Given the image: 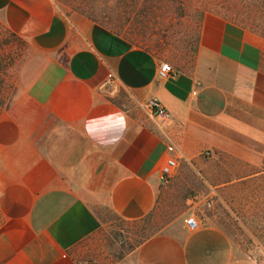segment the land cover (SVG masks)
Segmentation results:
<instances>
[{
  "label": "crops",
  "instance_id": "crops-1",
  "mask_svg": "<svg viewBox=\"0 0 264 264\" xmlns=\"http://www.w3.org/2000/svg\"><path fill=\"white\" fill-rule=\"evenodd\" d=\"M0 22L36 52L0 109V264H75L72 248L97 228L95 209L138 220L174 189L178 175L160 173L167 157L176 168L215 154L261 164L263 35L205 13L187 69L54 0H0ZM163 62L172 73L159 78ZM148 97L169 116H152ZM188 212L198 218L192 230ZM185 216L122 261L235 264L220 227L192 207Z\"/></svg>",
  "mask_w": 264,
  "mask_h": 264
},
{
  "label": "rangeland",
  "instance_id": "rangeland-1",
  "mask_svg": "<svg viewBox=\"0 0 264 264\" xmlns=\"http://www.w3.org/2000/svg\"><path fill=\"white\" fill-rule=\"evenodd\" d=\"M64 12L79 13L121 36L130 45L150 52L177 68L193 61L199 23L213 13L264 35V0H54ZM36 60L33 47L0 22V108L15 91L25 68ZM179 169V170H178ZM174 189L138 220H123L98 208L97 228L72 248L77 260L91 264H130L122 261L142 239L161 230L189 207L205 222L228 236L234 263L264 264V156L251 166L215 154L178 165ZM209 201L208 206L203 201ZM172 229V228H171Z\"/></svg>",
  "mask_w": 264,
  "mask_h": 264
},
{
  "label": "built area",
  "instance_id": "built-area-1",
  "mask_svg": "<svg viewBox=\"0 0 264 264\" xmlns=\"http://www.w3.org/2000/svg\"><path fill=\"white\" fill-rule=\"evenodd\" d=\"M172 73V69L170 65L166 62H163L159 65V68L157 70V76L159 78L167 77ZM107 77L110 79L112 75L109 73ZM142 105L149 111V113L152 116H160V117H168V112L161 106L160 102L155 97H148L146 98ZM176 168V163L172 157H167L161 166L160 173L162 177H169L172 175L174 169ZM196 201V196H191L185 199V204L189 207L194 208V205H192ZM204 206L209 205V201L205 199L203 201ZM184 224L186 229L192 230L197 227L198 225V218L194 212H188L186 213V216L184 218ZM75 264H91L88 261L85 260H77Z\"/></svg>",
  "mask_w": 264,
  "mask_h": 264
},
{
  "label": "trees",
  "instance_id": "trees-1",
  "mask_svg": "<svg viewBox=\"0 0 264 264\" xmlns=\"http://www.w3.org/2000/svg\"><path fill=\"white\" fill-rule=\"evenodd\" d=\"M14 35V34H13ZM16 36V35H15ZM264 36V35H263ZM3 107H1L0 109H2Z\"/></svg>",
  "mask_w": 264,
  "mask_h": 264
}]
</instances>
